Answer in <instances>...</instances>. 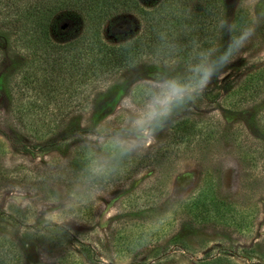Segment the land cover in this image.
<instances>
[{
  "label": "rangeland",
  "instance_id": "rangeland-1",
  "mask_svg": "<svg viewBox=\"0 0 264 264\" xmlns=\"http://www.w3.org/2000/svg\"><path fill=\"white\" fill-rule=\"evenodd\" d=\"M219 2L217 30L188 56L144 52L83 93L15 80L9 98L3 75L21 60H0V264H264V0ZM112 12L108 44L145 27ZM62 14L81 35V17ZM193 56L201 71L186 72ZM173 81L195 91L159 115ZM199 193L207 202L187 205Z\"/></svg>",
  "mask_w": 264,
  "mask_h": 264
},
{
  "label": "trees",
  "instance_id": "trees-1",
  "mask_svg": "<svg viewBox=\"0 0 264 264\" xmlns=\"http://www.w3.org/2000/svg\"><path fill=\"white\" fill-rule=\"evenodd\" d=\"M200 1L204 5L199 11L186 13L181 0H160L148 10L138 0H0L3 44H0V60L6 58L7 52L21 60L11 72L3 75L4 91L13 99L17 87L14 81L18 80L23 86L43 83L52 89L60 86V90L74 92L81 87L83 93L101 76L136 63L144 52L158 49L169 57L175 52L188 56L198 42L207 43V37L218 28L217 13L221 3L219 0ZM117 8L136 11L145 27L135 38L113 45L101 38L100 28ZM62 12L81 17L84 24L81 35L74 25L76 17L67 18ZM161 13L164 18L159 16ZM65 18L67 21L61 22ZM159 25L164 26L166 33L165 43L161 45ZM115 31L117 34L125 32L127 27L122 30L115 27ZM68 33L75 34L68 42H52L53 38ZM197 65L193 56L186 65V72H195ZM253 81L244 86L243 94L256 93ZM237 94L240 101L246 99L241 92ZM10 138L19 141L16 137ZM199 194L187 205L207 202L206 194Z\"/></svg>",
  "mask_w": 264,
  "mask_h": 264
},
{
  "label": "clouds",
  "instance_id": "clouds-1",
  "mask_svg": "<svg viewBox=\"0 0 264 264\" xmlns=\"http://www.w3.org/2000/svg\"><path fill=\"white\" fill-rule=\"evenodd\" d=\"M246 38L245 36L240 37V40L243 41ZM196 71H201L200 68H197ZM210 77H211V69L204 68L203 69V75L199 82L198 87L201 90V93H203L204 89L208 86L210 83ZM168 91L163 96V98H158L156 100V104L160 105V107L163 109L159 115H166L169 112V105L172 103L174 99L176 100H182L185 95L189 94L192 91H195V87H188L184 85H180L176 83L175 81L170 82L168 84ZM157 113L155 109H153L152 115L155 116Z\"/></svg>",
  "mask_w": 264,
  "mask_h": 264
}]
</instances>
